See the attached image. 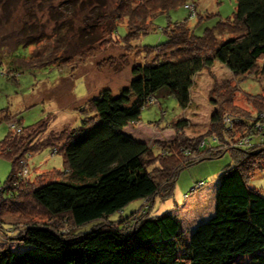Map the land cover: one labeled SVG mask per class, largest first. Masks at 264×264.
I'll return each instance as SVG.
<instances>
[{
  "label": "trees",
  "instance_id": "1",
  "mask_svg": "<svg viewBox=\"0 0 264 264\" xmlns=\"http://www.w3.org/2000/svg\"><path fill=\"white\" fill-rule=\"evenodd\" d=\"M193 3L118 0L111 13L103 12L97 21L111 23L105 31L112 35L126 18L122 40L133 48L132 41L151 30L155 16L178 6L192 14ZM162 31L165 41L136 47L143 56L133 63L127 86L117 94L104 89L87 99L78 127L49 129L50 115L23 126L17 114L0 111L3 121L15 119L20 126L15 133L9 126L0 140V155L11 161L10 174L0 186V230L19 246L0 249V264H264V195L248 184V178L264 167V88L250 96L257 109L251 118L234 104L237 88L229 86L221 97H211L216 109L207 130L196 136L187 135L185 118L166 126L174 130L170 141L149 145L124 132L128 124L140 120L141 110L155 102L163 87L182 109L187 108L193 78L215 61L235 78H263L264 0H236L232 15L219 18L201 35L186 19ZM107 41L100 37L101 43ZM127 60L126 53L120 55V64L108 56L98 68L118 71ZM235 114L240 115L239 123ZM252 135L261 137L259 145L249 141ZM205 136H210L209 142ZM46 148L62 154L64 172L56 174L65 178L57 180L50 172L35 176L36 182L31 177L15 182L16 171L27 165L26 155ZM226 151L233 162L219 175L214 213L189 236L175 215H150L155 198L173 193L181 168ZM200 182L193 187H200ZM138 199L148 201L141 214L135 211L109 220ZM97 219L102 223L88 232L70 231Z\"/></svg>",
  "mask_w": 264,
  "mask_h": 264
},
{
  "label": "rangeland",
  "instance_id": "2",
  "mask_svg": "<svg viewBox=\"0 0 264 264\" xmlns=\"http://www.w3.org/2000/svg\"><path fill=\"white\" fill-rule=\"evenodd\" d=\"M117 1L0 0V111L17 114L23 126L50 115L49 129L78 127L82 119L80 110L86 106L87 99L97 97L104 89L117 94L127 86L132 79L133 63L143 56V52H137V48L165 41L166 34L162 29L168 24L186 19L188 26L201 35L204 28L214 25L219 18L230 17L236 8V0H193L195 6L193 3L190 7L192 14L184 6H178L167 14L155 16L151 30L132 41L133 48H127L122 40L127 32L126 18L122 19L112 35H107L105 31H108L111 23L97 21L103 12L111 13ZM101 36L108 41L101 43ZM113 37L114 40L118 39L117 42L113 41ZM124 53L128 60L126 64H121L118 71L107 66L98 68L99 61L108 56L116 57L120 64V55ZM229 86L237 88L234 93L235 106L251 118L257 109L250 96L262 93L264 77L246 75L235 78L225 65L215 61L209 69L200 70L193 78L189 91L191 103L187 108L182 109L168 89L163 87L155 94V102L141 110L140 120L128 124L124 132L149 145L155 141H170L174 139V130L166 126L172 120L185 118L188 120L185 127L187 135L202 134L207 130L210 115L216 109L210 98L221 97ZM235 116V122L239 123L240 115ZM18 127L11 125V131L19 132ZM8 130V121H3L0 115V140ZM205 139L209 142L210 136H205ZM249 141L252 145H259L257 142H261V137L252 135ZM26 162L27 165L20 162L23 166L16 171L15 182L30 177L32 182H36L38 177L35 176L39 174L64 172L62 154L53 153L50 148L33 155L27 154ZM232 162L231 152L226 151L220 156L181 168L173 193L165 199L155 198L150 215L154 217L166 212L175 215L189 236L193 225L213 215L214 188L221 170ZM10 171L11 161L0 155V186L6 182ZM64 178V174L55 175L57 180ZM197 182H200V187H193ZM248 184L264 195V167L248 178ZM147 202L134 200L110 215L109 220L125 217L135 211L141 214ZM100 223L102 219L92 220L70 231L75 235L85 233ZM7 247L19 248L0 230V249Z\"/></svg>",
  "mask_w": 264,
  "mask_h": 264
},
{
  "label": "built area",
  "instance_id": "3",
  "mask_svg": "<svg viewBox=\"0 0 264 264\" xmlns=\"http://www.w3.org/2000/svg\"><path fill=\"white\" fill-rule=\"evenodd\" d=\"M190 7L192 6V5H189ZM189 7V8H190ZM15 119H11L9 122H8V125L11 127V125H15ZM11 122H13V123H11ZM243 143H247V141H244ZM198 185H201L200 183L198 184Z\"/></svg>",
  "mask_w": 264,
  "mask_h": 264
},
{
  "label": "crops",
  "instance_id": "4",
  "mask_svg": "<svg viewBox=\"0 0 264 264\" xmlns=\"http://www.w3.org/2000/svg\"><path fill=\"white\" fill-rule=\"evenodd\" d=\"M216 188V187H215ZM215 188H214V191H215ZM196 226V225H195ZM194 225L192 226V228L190 229V231L195 227Z\"/></svg>",
  "mask_w": 264,
  "mask_h": 264
}]
</instances>
